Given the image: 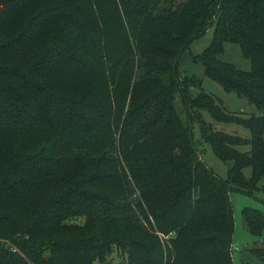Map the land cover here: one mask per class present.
Masks as SVG:
<instances>
[{"label":"trees","instance_id":"1","mask_svg":"<svg viewBox=\"0 0 264 264\" xmlns=\"http://www.w3.org/2000/svg\"><path fill=\"white\" fill-rule=\"evenodd\" d=\"M213 25L192 62L248 116L180 65ZM263 179L264 0H0V264H233L231 193ZM242 216L262 238L264 212ZM246 251L264 264V246Z\"/></svg>","mask_w":264,"mask_h":264},{"label":"rangeland","instance_id":"2","mask_svg":"<svg viewBox=\"0 0 264 264\" xmlns=\"http://www.w3.org/2000/svg\"><path fill=\"white\" fill-rule=\"evenodd\" d=\"M215 26H210L205 33L199 39L193 41L190 45V49L181 54L180 65L182 69L189 74H197L203 77V90L214 96L222 106L226 107L229 111L242 116H248L253 112H256V108L247 102L246 99L238 97L234 92L225 91L221 85L212 80L209 77L202 76L203 67L194 64L193 58L203 52L207 48L212 40ZM222 59L231 61L238 68L248 70L250 68V61L243 57L240 48L235 45L228 43L226 44L225 54L221 56ZM194 94L199 92L198 89L193 91ZM205 118L207 122L215 123L216 129L223 130L228 133L237 134L243 137H250V131L243 127L235 124H222L214 122L210 115L206 112ZM194 139L198 143V149L200 150V156L205 164L211 168L220 178L225 179L228 171L232 166V162H224L219 159L212 147L209 144L201 143V136L199 126L195 124ZM244 174L247 179L251 177V168H245ZM261 190L256 192L254 195H246L242 193L232 192L231 200L235 218V231L233 236V264H242V259L246 254L242 252L247 250L246 253L249 255V248L255 244L264 246V236L262 238H256L252 236L246 229L244 219L242 216V210L245 207L258 208L264 212V179L260 183ZM100 264V263H96ZM255 264H260L259 261Z\"/></svg>","mask_w":264,"mask_h":264}]
</instances>
